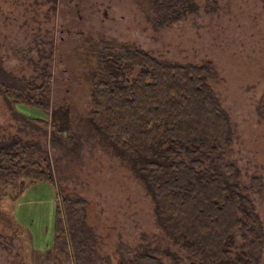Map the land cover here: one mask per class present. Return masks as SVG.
I'll return each instance as SVG.
<instances>
[{
	"label": "rangeland",
	"instance_id": "374dc122",
	"mask_svg": "<svg viewBox=\"0 0 264 264\" xmlns=\"http://www.w3.org/2000/svg\"><path fill=\"white\" fill-rule=\"evenodd\" d=\"M213 1L192 0L184 15L158 29L148 0H0L2 68L34 85L51 79L48 115L0 95V145L17 138L45 154L54 178V186H0V264H57L59 195L85 203L87 264H121L134 253L163 264H212L159 225L140 164L91 123L93 85L107 76L96 54L107 46L209 69L206 83L229 124L220 161L235 166L264 235V0ZM257 264H264V240Z\"/></svg>",
	"mask_w": 264,
	"mask_h": 264
},
{
	"label": "trees",
	"instance_id": "16d2710c",
	"mask_svg": "<svg viewBox=\"0 0 264 264\" xmlns=\"http://www.w3.org/2000/svg\"><path fill=\"white\" fill-rule=\"evenodd\" d=\"M191 1L148 0L156 28L184 15ZM96 57L107 76L93 85L91 123L115 149L140 164L159 225L170 236L183 238L186 246H195L212 264H257L263 227L239 186L235 166L220 161L229 124L206 83L209 69L160 62L126 46L104 47ZM50 83L46 76L42 84H30L7 73L0 61V95L7 102L48 115ZM259 110L264 117V101ZM64 128L70 132L67 124ZM46 158L17 138L0 145V186L25 180L54 186ZM59 196L54 259L57 264H87L92 251L83 230L85 203ZM121 264L163 263L134 253Z\"/></svg>",
	"mask_w": 264,
	"mask_h": 264
}]
</instances>
